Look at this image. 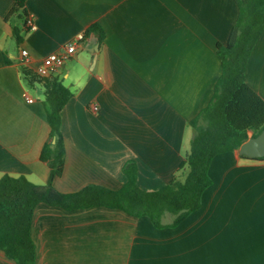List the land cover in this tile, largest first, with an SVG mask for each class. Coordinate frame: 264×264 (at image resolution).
Here are the masks:
<instances>
[{
	"label": "crops",
	"instance_id": "0c3cea01",
	"mask_svg": "<svg viewBox=\"0 0 264 264\" xmlns=\"http://www.w3.org/2000/svg\"><path fill=\"white\" fill-rule=\"evenodd\" d=\"M13 4L0 0V178L48 182L50 164L40 152L50 126L44 93H34L44 88L32 87L22 67L35 71L78 32L85 35L76 53L54 74L72 95L60 112L65 168L53 185L64 192L92 183L117 189L129 161L144 190L180 175L194 134L190 121L212 98L221 74L217 44L228 40L237 2L26 0L35 30L12 14ZM92 24L101 27V40L87 31ZM21 48L30 55L26 65ZM245 80L264 99V28ZM25 92L35 100L27 102ZM208 173L200 206L176 222V213L166 212L160 226L108 205L37 203L30 225L35 264H264V157L220 152ZM0 264L17 263L0 248Z\"/></svg>",
	"mask_w": 264,
	"mask_h": 264
},
{
	"label": "trees",
	"instance_id": "16d2710c",
	"mask_svg": "<svg viewBox=\"0 0 264 264\" xmlns=\"http://www.w3.org/2000/svg\"><path fill=\"white\" fill-rule=\"evenodd\" d=\"M235 1L239 7L237 19L228 40L217 44L221 74L211 100L190 121L194 134L180 166L181 174L157 190L148 191L138 186L133 161L125 164L126 180L117 189L92 183L76 191L58 190L53 180L65 168L60 112L72 91L54 74L41 77L32 69L22 67L31 86L38 83L44 88L43 103L51 139L44 142L40 157L49 161L50 176L43 185L23 175L5 174L0 178V248L7 256L17 264H35L36 248L30 225L39 202L66 209L93 205L118 207L135 216L147 215L156 226L162 225L166 212L176 213V222L200 206L201 194L211 183L208 168L213 156L237 150L244 140L264 128V99L245 80L247 61L264 28V0ZM25 2L14 0L11 10L12 14L23 18L24 23ZM91 30L102 39L98 24L87 29ZM20 32L18 27L14 28L17 40L22 38Z\"/></svg>",
	"mask_w": 264,
	"mask_h": 264
},
{
	"label": "built area",
	"instance_id": "2783aa9c",
	"mask_svg": "<svg viewBox=\"0 0 264 264\" xmlns=\"http://www.w3.org/2000/svg\"><path fill=\"white\" fill-rule=\"evenodd\" d=\"M25 26L29 30H35L37 24L35 18L32 14L27 13L25 17ZM84 38L83 32H78L71 40L66 42L60 49L50 52L48 55L44 56L39 63L35 72L43 77L55 74L64 65L66 60L76 53L77 45L79 41ZM30 61V55L26 48H21V62L26 65ZM24 98L27 102H33L35 97L28 93H24ZM96 108V106H94Z\"/></svg>",
	"mask_w": 264,
	"mask_h": 264
},
{
	"label": "water",
	"instance_id": "95a60500",
	"mask_svg": "<svg viewBox=\"0 0 264 264\" xmlns=\"http://www.w3.org/2000/svg\"><path fill=\"white\" fill-rule=\"evenodd\" d=\"M238 152L250 158L264 157V128L257 135L244 140Z\"/></svg>",
	"mask_w": 264,
	"mask_h": 264
},
{
	"label": "rangeland",
	"instance_id": "374dc122",
	"mask_svg": "<svg viewBox=\"0 0 264 264\" xmlns=\"http://www.w3.org/2000/svg\"><path fill=\"white\" fill-rule=\"evenodd\" d=\"M35 89H34V93L38 92V94L43 95V89L40 86H35Z\"/></svg>",
	"mask_w": 264,
	"mask_h": 264
},
{
	"label": "bare ground",
	"instance_id": "6f19581e",
	"mask_svg": "<svg viewBox=\"0 0 264 264\" xmlns=\"http://www.w3.org/2000/svg\"><path fill=\"white\" fill-rule=\"evenodd\" d=\"M30 13V12H29ZM35 18V17H34ZM83 31V30H82ZM85 33V32H84ZM77 34V33H76ZM85 35V34H84ZM30 87V86H29Z\"/></svg>",
	"mask_w": 264,
	"mask_h": 264
}]
</instances>
